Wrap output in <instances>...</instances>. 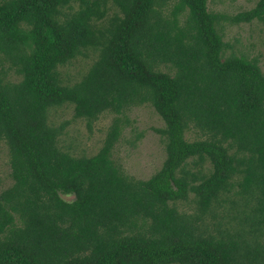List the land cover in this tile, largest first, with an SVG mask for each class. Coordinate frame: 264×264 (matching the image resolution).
<instances>
[{
    "label": "trees",
    "instance_id": "16d2710c",
    "mask_svg": "<svg viewBox=\"0 0 264 264\" xmlns=\"http://www.w3.org/2000/svg\"><path fill=\"white\" fill-rule=\"evenodd\" d=\"M211 1L0 0V264H264V73L223 35L264 0ZM143 106L165 158L136 179L114 151ZM60 108L112 117L96 153L62 143Z\"/></svg>",
    "mask_w": 264,
    "mask_h": 264
},
{
    "label": "rangeland",
    "instance_id": "374dc122",
    "mask_svg": "<svg viewBox=\"0 0 264 264\" xmlns=\"http://www.w3.org/2000/svg\"><path fill=\"white\" fill-rule=\"evenodd\" d=\"M256 0H212L209 9L229 15L248 10L255 5ZM224 40L231 46L227 53L245 55L248 58H257L264 73V26L256 21L250 24H223ZM86 65L88 58L81 59ZM77 67H80L77 65ZM64 79H73L75 69L65 66L62 70ZM13 75V73L9 72ZM12 79L16 80L14 77ZM130 121L123 133V139L117 144L114 158L118 160L126 174L136 179H146L158 170L165 158L162 137L155 129L163 126L160 117L150 106L134 108L128 113ZM111 116H101L88 130L86 123L73 120L70 108L57 109L51 116L55 124L64 121L68 123L65 135L61 136L62 143L72 146L87 155L94 154L101 147ZM198 133V132H197ZM139 138H136L139 136ZM189 140L197 138L193 130L186 134ZM134 142V143H133ZM9 166L7 163V148L4 143L0 145V177L4 188L8 183ZM71 200V197L65 198ZM181 205L180 209H186Z\"/></svg>",
    "mask_w": 264,
    "mask_h": 264
}]
</instances>
